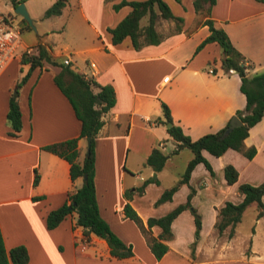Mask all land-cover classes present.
I'll return each instance as SVG.
<instances>
[{"label":"crops","instance_id":"1","mask_svg":"<svg viewBox=\"0 0 264 264\" xmlns=\"http://www.w3.org/2000/svg\"><path fill=\"white\" fill-rule=\"evenodd\" d=\"M119 1L66 0L59 14L48 16H56L51 32L45 31L46 37L37 43L44 44L59 60L67 57L71 67L86 77L114 88L115 103L102 115L103 124L95 138L96 202L111 229L132 244L133 254L123 258L111 256L106 240L94 233H90L86 247L80 249L83 233L80 226H73L74 211L55 227L46 226L47 212L62 205L68 192L82 179L72 181L68 160L43 146L77 136L80 120L53 80L55 68L45 64L34 67L19 87L22 126L16 135L9 134L6 112L19 78L22 50L0 70V230L5 247L25 245V264H264V232L257 227L260 222L264 225V214L257 216L256 209L235 257L231 256L233 240L239 233L237 225L231 237L227 236V229L219 233L214 226L218 208L225 201L242 199L238 191L241 182L258 184L264 180V113L244 138L245 146L256 148L252 158L233 148L218 156L203 149L214 172L198 162L188 183L180 184L170 200L155 204L161 192L172 185L166 177L171 176L175 183L193 155L188 147L180 148L175 154L181 156L178 169L168 164L174 156L166 159L163 168L156 172L145 164L154 146L165 152L167 146L171 149L175 143L167 131V122L156 120L162 116L161 101L168 105L172 121L195 139L226 125L235 111L244 107L245 95L240 90L237 71L220 65L222 51L218 42H207L195 51L209 29L202 22L204 17L195 11L193 0H164L181 20L159 17L155 28L161 34L160 41L139 47L133 46L129 36L112 42L108 27L117 24L130 10L127 3L114 8L113 4ZM211 17L244 56L248 73L264 70V2L216 0ZM55 31L58 37L53 35ZM60 44L63 47L57 46ZM67 48L71 49L70 54L64 51ZM73 53L75 58L71 57ZM83 145L87 146L86 138L80 137L81 154ZM227 163L238 170L233 183L224 178L223 167ZM142 166L158 178V182H149L142 191L140 197L150 193L147 204L136 201V190L132 188L129 202L145 225L148 216L162 215L184 202L190 186L194 188L191 204L201 216L198 236L189 208L173 219V236L164 240L168 249L159 259L138 225L123 213L125 191L132 183L130 175ZM149 231L157 236L160 227L153 225ZM206 245L216 254L214 258L206 257Z\"/></svg>","mask_w":264,"mask_h":264},{"label":"trees","instance_id":"2","mask_svg":"<svg viewBox=\"0 0 264 264\" xmlns=\"http://www.w3.org/2000/svg\"><path fill=\"white\" fill-rule=\"evenodd\" d=\"M66 0H55L44 11V17L52 14H59ZM264 2V0H258ZM12 5L16 6L20 0H11ZM195 11L204 18L202 22L208 26L209 33L196 46L195 51L199 50L205 43L216 41L221 47L220 65L228 70L233 68L240 76V90L245 95V105L237 109L234 115H237L242 121L241 124L234 126L227 133H224L229 121L223 127L216 131L206 132L195 139L186 134L179 124L172 121V116L168 105L161 101L162 116H158V122H172L167 127V131L175 141L174 146L169 153L162 151L154 146L145 160V164L150 166L155 172L163 168L169 154L176 153L184 146L192 151V157L188 160L181 177L170 187L165 188L155 200V204L170 200L173 193L182 183H188L192 169L198 162H203L205 167L213 173V168L209 160L203 154V149L211 154L221 155L227 148H233L241 152L247 158H252L256 153L254 145L245 146L244 138L248 135L249 128L258 122L264 113V70L248 73L247 65L244 63V56L233 45L226 31L214 25L211 17V9L216 0H193ZM129 4L130 10L119 20L117 24L108 27L112 42L121 41L129 36L132 44L139 47L144 43H158L161 34L156 30L155 24L159 17L174 18L170 7L164 0H120L114 3L117 8L123 4ZM147 15V22L140 25L142 16ZM22 20L27 22L23 17ZM29 25V23H28ZM20 67L22 64H28L27 70L18 78L15 87L19 88L28 78L32 69L36 66L48 64L55 68L53 80L60 90L70 101L76 117L80 120V130L77 136L52 142L44 145L59 156L65 158L70 163V177L72 181L81 178L79 185L68 192L67 200L57 208L51 209L46 214V226L55 227L66 214L75 212V221L73 226H80L85 237L89 238L90 233L104 238L109 246L111 256L117 258L127 257L133 254L132 244L124 242L110 227L109 223L100 215L96 202L95 192V138L100 127L103 124L102 115L115 103V91L111 84H101L93 77H86L85 74L71 67L70 62L64 63L54 57L42 43L35 45V51L22 53L19 57ZM22 69V68H21ZM6 119L11 130L9 134L16 135L22 126L21 110L18 103V97L10 95ZM90 136L89 153L81 154L78 147V139ZM224 178L227 183H233L238 178L237 168L227 163L223 167ZM37 177V176H36ZM36 177L35 180L36 181ZM150 181L158 182L157 177L151 176L137 190L142 192L146 183ZM238 191L242 194V199L238 202L227 200L218 208L217 219L214 226L219 233L227 229V236L231 237L235 232V227L240 221L244 209L252 202H255L257 216L264 214V202L262 194L264 193V180L258 184L250 182H241L238 185ZM194 194V188L190 186L186 200L175 205L166 213L159 216H148L146 225L142 218L129 202L132 196V190L125 191L126 202L123 205L125 217L132 219L144 233L146 242L154 254L159 259L168 249V244L164 240H169L173 236L171 223L173 219L183 210L189 208L193 214L196 236L199 235L201 228V216L196 208L191 204V197ZM153 225L160 227L157 236L151 235L149 228ZM192 242L191 246H194ZM193 248V247H192ZM28 261V251L25 245L17 244L6 248L3 236L0 230V264H25Z\"/></svg>","mask_w":264,"mask_h":264},{"label":"rangeland","instance_id":"3","mask_svg":"<svg viewBox=\"0 0 264 264\" xmlns=\"http://www.w3.org/2000/svg\"><path fill=\"white\" fill-rule=\"evenodd\" d=\"M54 0H20V2H23L30 18L32 19V24L28 25V22H25L22 20V16L19 15L18 13L14 12V7L12 5L11 0H0V10L7 15L8 18L12 20L15 24H17L20 28V37L22 40L21 46L15 51L14 55H17L20 50H23L24 48L28 46H32V51H35V45L37 42H40V39H43L46 37L45 31L51 32V26H52V21L53 19H56V16L53 17H44V11L45 9L53 3ZM147 15L142 16L140 19V24H143L146 22ZM55 37H58V33L55 31L53 34ZM49 44H51V41L48 39ZM60 48L63 47V45H57ZM67 53L71 52V49H64ZM70 54V53H69ZM13 55V56H14ZM72 58H75L76 55L74 53L71 56ZM52 70L54 68L50 66ZM22 68V69H21ZM28 66L26 64H22L21 67H18V72H19V77L27 70ZM19 88H16L15 86L13 87L11 94L14 96L18 97V92ZM189 149V148H187ZM86 152V147L83 145L82 147V154ZM165 152L169 153L170 152V147L167 146L165 148ZM177 153V152H176ZM176 153H171L169 154L167 159H171V157L174 156L173 160H169L168 164L172 166L174 169L180 168V163L181 162V156H176ZM186 164V163H185ZM186 166V165H185ZM148 167V166H146ZM185 169V168H184ZM131 179L130 182L131 185L128 186L129 190H132L134 188L135 191V199L136 201H140L142 204H147L148 203V197L150 196V193L145 195L144 197L142 196V192H138V188L142 186L151 176L152 174L149 172V170H145V166H142L141 168L132 171V174L130 175ZM142 176V178H140ZM165 180V179H164ZM166 182H169V184H174L173 178L171 176L166 177ZM151 182V181H150ZM149 183V182H148ZM146 183V184H148ZM133 192V191H132ZM234 198V197H233ZM147 201V202H146ZM256 212V204L255 202L250 203L243 211V215L241 217V220L237 223V228L239 233L236 235L234 238V249L232 250V256L235 257L237 255V247L242 245L244 240H245V233L248 231L250 228L253 218ZM195 226V225H194ZM257 227L264 232V225L263 222H260L257 224ZM184 229L186 230V227L184 226ZM227 233V232H226ZM195 237V236H194ZM261 238H256V241H259ZM208 246H205V249H207ZM207 255L206 257L214 258L216 254L208 248L206 251ZM262 259H264V252L262 253L261 256ZM218 264H240L239 262H218Z\"/></svg>","mask_w":264,"mask_h":264},{"label":"built area","instance_id":"4","mask_svg":"<svg viewBox=\"0 0 264 264\" xmlns=\"http://www.w3.org/2000/svg\"><path fill=\"white\" fill-rule=\"evenodd\" d=\"M20 32L19 26L12 22V20L0 10V70L14 55L15 51H17V49L21 46L22 40L20 37ZM24 52H32V47L28 46L24 48L22 53ZM63 62L69 63L70 61L66 57L63 59ZM229 70L233 69L230 68ZM209 71L212 72L213 69L209 68ZM164 79L167 80L168 76H165ZM87 242L88 238L83 235V237L79 240L80 249H84L87 245Z\"/></svg>","mask_w":264,"mask_h":264},{"label":"water","instance_id":"5","mask_svg":"<svg viewBox=\"0 0 264 264\" xmlns=\"http://www.w3.org/2000/svg\"><path fill=\"white\" fill-rule=\"evenodd\" d=\"M14 7V12L18 13L19 15H21L29 24H32V19L30 18L23 2H19L16 6ZM242 121L240 120V118L237 115H232V117L230 118L229 124L226 126V129L224 131V133H227L230 129H232L234 126L241 124ZM167 127L170 126L172 124V122H167ZM86 141H87V146H86V154L89 153V148H90V136L86 137ZM155 172H153L152 176H155Z\"/></svg>","mask_w":264,"mask_h":264}]
</instances>
